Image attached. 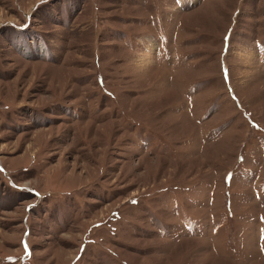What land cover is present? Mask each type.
<instances>
[{"label":"rangeland","instance_id":"1","mask_svg":"<svg viewBox=\"0 0 264 264\" xmlns=\"http://www.w3.org/2000/svg\"><path fill=\"white\" fill-rule=\"evenodd\" d=\"M0 264H264V0H0Z\"/></svg>","mask_w":264,"mask_h":264}]
</instances>
